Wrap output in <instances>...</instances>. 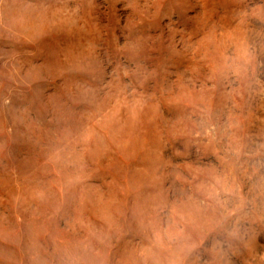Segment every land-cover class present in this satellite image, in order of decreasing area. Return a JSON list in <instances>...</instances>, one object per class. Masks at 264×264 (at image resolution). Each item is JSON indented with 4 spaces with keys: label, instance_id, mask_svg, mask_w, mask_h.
I'll use <instances>...</instances> for the list:
<instances>
[{
    "label": "rangeland",
    "instance_id": "1",
    "mask_svg": "<svg viewBox=\"0 0 264 264\" xmlns=\"http://www.w3.org/2000/svg\"><path fill=\"white\" fill-rule=\"evenodd\" d=\"M0 264H264V0H0Z\"/></svg>",
    "mask_w": 264,
    "mask_h": 264
}]
</instances>
